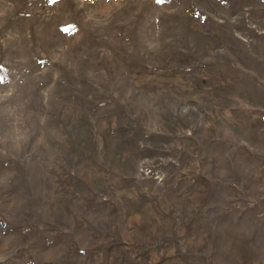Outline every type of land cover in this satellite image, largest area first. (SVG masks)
Segmentation results:
<instances>
[{
    "label": "rangeland",
    "instance_id": "obj_1",
    "mask_svg": "<svg viewBox=\"0 0 264 264\" xmlns=\"http://www.w3.org/2000/svg\"><path fill=\"white\" fill-rule=\"evenodd\" d=\"M0 264H264V0H0Z\"/></svg>",
    "mask_w": 264,
    "mask_h": 264
},
{
    "label": "snow or ice",
    "instance_id": "obj_2",
    "mask_svg": "<svg viewBox=\"0 0 264 264\" xmlns=\"http://www.w3.org/2000/svg\"><path fill=\"white\" fill-rule=\"evenodd\" d=\"M52 2H55V0H52ZM157 2L159 3V2H161V0H157ZM67 29H65V31H66Z\"/></svg>",
    "mask_w": 264,
    "mask_h": 264
}]
</instances>
